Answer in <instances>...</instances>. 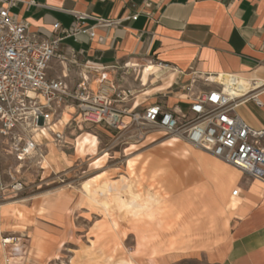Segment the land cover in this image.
Listing matches in <instances>:
<instances>
[{
	"label": "crops",
	"instance_id": "1",
	"mask_svg": "<svg viewBox=\"0 0 264 264\" xmlns=\"http://www.w3.org/2000/svg\"><path fill=\"white\" fill-rule=\"evenodd\" d=\"M7 2L0 0V7L7 8ZM9 12L40 38H51L54 24L69 28L76 14L86 16L83 27L94 36L79 34L61 42L62 53L73 50L80 61L164 64L143 71L142 82L149 85L136 103L145 100L144 106L161 103L185 113L196 96L217 86L219 76L252 84L262 106L247 102L236 113L249 128L264 131V0H16ZM61 72L62 65L53 60L49 75L59 77ZM77 76L72 70L70 78ZM185 146L190 157L184 163L200 180L210 207L195 228L184 221L167 245L205 253L210 264H264V184L229 165L220 173L217 165L223 163ZM229 200L237 206L226 211ZM172 211L180 214L182 209L165 207V213ZM162 223L165 231L172 226L163 218Z\"/></svg>",
	"mask_w": 264,
	"mask_h": 264
},
{
	"label": "rangeland",
	"instance_id": "2",
	"mask_svg": "<svg viewBox=\"0 0 264 264\" xmlns=\"http://www.w3.org/2000/svg\"><path fill=\"white\" fill-rule=\"evenodd\" d=\"M143 133L118 138L102 125L87 126L67 134L68 148L39 137L41 162H18L0 141V264H210L205 253L167 245L184 221L195 228L210 207L184 163L189 149L160 129ZM85 137L96 149L77 154ZM167 206L182 211L165 213ZM151 208L152 221L139 218L146 237L139 247L133 216ZM162 218L171 222L167 231Z\"/></svg>",
	"mask_w": 264,
	"mask_h": 264
},
{
	"label": "built area",
	"instance_id": "3",
	"mask_svg": "<svg viewBox=\"0 0 264 264\" xmlns=\"http://www.w3.org/2000/svg\"><path fill=\"white\" fill-rule=\"evenodd\" d=\"M15 2L8 0L7 8L0 7V141L18 162L31 156L41 162L45 154L41 140L34 137L41 130L54 146L68 148L72 140L67 134L87 126L102 125L118 138L128 139H141L144 128H154L179 136L264 184V131L249 128L236 113L247 102L262 106L256 86L243 87L234 76H227L229 81L224 83L219 76L217 86L196 96L185 113L167 110L161 103L144 106L145 100L136 103L149 85L142 82L143 71L164 64L150 61L140 66L128 61L105 66L80 61L73 50L62 53L61 42L79 34L94 36L83 27L86 16L76 14L69 28L54 24L52 37L40 38L10 14ZM53 60L62 65L59 77L49 75ZM75 69L77 80H72ZM64 116L68 119L56 126ZM237 193L234 190L232 196Z\"/></svg>",
	"mask_w": 264,
	"mask_h": 264
},
{
	"label": "bare ground",
	"instance_id": "4",
	"mask_svg": "<svg viewBox=\"0 0 264 264\" xmlns=\"http://www.w3.org/2000/svg\"><path fill=\"white\" fill-rule=\"evenodd\" d=\"M146 71V70H144ZM144 73V72H143ZM143 79V78H142ZM143 81V80H142ZM229 81V79H225L224 80V83H227ZM241 81V80H240ZM242 83V86L244 87V82H241ZM65 116L63 117V119L61 121H59L57 123L56 126H59L61 125L63 122H65ZM36 139L39 138V137H46L48 139L49 136L47 135L46 131L45 130H41L39 132H37L34 136ZM169 137H175V138H179V136H175V135H171ZM96 149V142L93 140V139H89V138H81L79 139L77 142H76V152L77 154H84L86 152H92ZM220 161V160H219ZM222 162V161H220ZM224 163V162H222ZM226 164V163H224ZM238 192V191H237ZM237 206V203L233 200H229L227 202V205H226V210L227 211H231V210H234ZM155 207V206H154ZM153 208L149 209L147 212L145 213H136L133 217H134V225H133V230H134V233L137 234L138 236V243H137V246H143L144 245V240L146 239L145 235H144V230H140L139 229V223H140V217L144 218V219H148L149 221H152L154 219L152 213H151V210ZM5 242H9V241H5ZM156 255V252H155V249H152L151 252H150V260L153 261L154 260V256ZM129 264V263H128Z\"/></svg>",
	"mask_w": 264,
	"mask_h": 264
}]
</instances>
